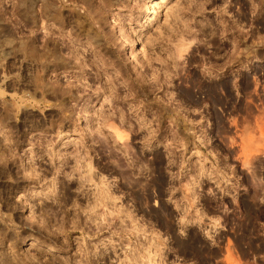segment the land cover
Masks as SVG:
<instances>
[{
	"label": "rangeland",
	"instance_id": "obj_1",
	"mask_svg": "<svg viewBox=\"0 0 264 264\" xmlns=\"http://www.w3.org/2000/svg\"><path fill=\"white\" fill-rule=\"evenodd\" d=\"M0 264H264V0H0Z\"/></svg>",
	"mask_w": 264,
	"mask_h": 264
},
{
	"label": "bare ground",
	"instance_id": "obj_2",
	"mask_svg": "<svg viewBox=\"0 0 264 264\" xmlns=\"http://www.w3.org/2000/svg\"><path fill=\"white\" fill-rule=\"evenodd\" d=\"M152 6H156V4H155V5H152ZM152 6H151V7H152ZM101 190H102V189H101ZM104 190H105V188H104ZM106 190L108 191L107 188H106ZM106 190H105V192H104L105 194H106ZM102 191H103V190H102ZM107 193H108V192H107ZM109 193H110V192H109ZM101 195H102V194H101ZM101 195H100V196H101ZM108 195H109V194H108ZM108 195H107V196H108ZM102 196H103V195H102ZM102 196H101V197H102ZM110 196H111V195H110ZM101 197H99V198H101ZM103 198H104V197H103ZM105 198H106V195H105ZM108 198H109V197H108ZM108 198H107V199H108ZM99 201H100V200H99ZM96 202H98V201H96ZM96 202H95V204L98 205ZM99 203H100V202H99Z\"/></svg>",
	"mask_w": 264,
	"mask_h": 264
}]
</instances>
